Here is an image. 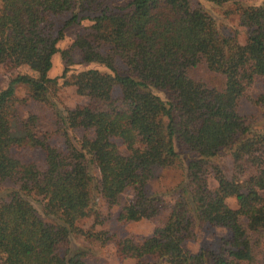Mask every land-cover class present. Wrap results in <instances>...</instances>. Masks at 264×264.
<instances>
[{"label": "trees", "instance_id": "obj_1", "mask_svg": "<svg viewBox=\"0 0 264 264\" xmlns=\"http://www.w3.org/2000/svg\"><path fill=\"white\" fill-rule=\"evenodd\" d=\"M0 2V64L6 70L39 66L37 78L15 74L0 90V180L16 185L0 202V264H83L82 250L69 256V238L91 210L93 192L111 207L131 186L132 198L120 207L117 220L151 218L164 208L160 196L145 192L152 168L179 159L185 179L165 222L149 236L114 239L116 255L133 257L135 264H250L258 243L264 264V132L252 130L237 112L256 78L264 84V2L240 6L244 43L220 35L213 18L192 0H131L118 7L117 16L98 0ZM87 10L99 14L79 16ZM62 15L67 17L58 24ZM85 18L92 23L73 47L82 62L109 71L86 70L99 85H78L77 93L89 102L62 113L47 97L55 80L48 71L65 29ZM201 58L224 75L223 90L188 77L187 69ZM23 85L30 99L54 109L65 129L79 111L75 127L85 133L73 141L65 134L64 151L50 145L34 115L17 113L15 92ZM116 85L131 92L114 99ZM143 94L150 95L154 108L141 106ZM257 102L264 105V91ZM13 148H40L44 169L15 157ZM221 153L231 160V178L210 161ZM246 167L248 175L240 180ZM210 172L214 189L208 187ZM35 196L41 198L43 217L30 201ZM229 197L235 208L226 203ZM197 223L229 231L219 253L183 248Z\"/></svg>", "mask_w": 264, "mask_h": 264}, {"label": "rangeland", "instance_id": "obj_2", "mask_svg": "<svg viewBox=\"0 0 264 264\" xmlns=\"http://www.w3.org/2000/svg\"><path fill=\"white\" fill-rule=\"evenodd\" d=\"M102 4H107L109 12L114 16L121 13L118 7H123L131 0H98ZM193 5L207 12L215 21L217 31L222 36H236L240 43L246 39V29L239 20L240 6L259 5L264 0H240L238 3L214 4L208 0H192ZM1 7V2H0ZM77 11V9H76ZM99 11H82L80 17L95 16ZM67 15H62L57 19L58 24L65 19ZM89 19H82L79 23L72 24L64 31V37L57 43L59 49L52 56V66L48 71V77L55 79L48 84L47 97L62 112L67 110H76L79 106L87 104L89 99L85 95L77 93V87L80 84H91L98 86L99 81L84 72L88 69H97L105 72L109 71L105 66L97 63L82 62L79 51L73 47L76 37L83 34L91 25ZM63 52H66L64 56ZM125 69V66H122ZM123 69V70H124ZM39 66H19L12 70H6L0 64V90L4 88L10 78L15 74H22L31 78H37ZM187 75L192 80L201 82L209 88L223 90L225 78L222 73L209 69L203 58L199 59L194 66L187 69ZM264 91V84L261 77H257L253 86L247 91L246 95L237 103V112L245 120L246 124L252 130L264 132V105L257 102ZM131 92L129 86L116 85L112 91L114 99H120L123 95ZM16 110L19 116L25 117L29 114L34 115L37 120V130L45 133L48 143L59 151L65 149V134L72 141L82 136L85 131L75 124L80 120V113L76 111L70 121V127L65 129L57 120L54 109L50 106L32 100L29 97V91L26 86H17ZM156 93V92H154ZM157 94V93H156ZM160 94V93H158ZM160 96L163 97L162 94ZM140 103L142 107L154 108L155 104L150 99V95H141ZM11 153L20 160L33 163L39 169H44V153L40 148H13ZM213 165L222 168L228 178L234 174L230 158L225 153H221L210 159ZM249 168L243 175H237L240 180H244L248 175ZM185 163L180 159L171 163L169 166L152 168V175L145 185L146 194H155L161 197L164 208L157 215L151 218H142L136 221L119 222L117 220L120 207L129 202L133 195V188L127 187L120 196V204L108 207L98 193L93 192L91 210L88 215L76 222L80 229L75 235L69 238V256L74 255L79 250L85 254L82 258L83 264H135L133 257L120 259L116 255L114 239H139L149 236L153 230L162 225L170 212V207L177 199L179 193V184L185 179ZM93 174L98 177L97 169H93ZM208 187L214 189L216 181L213 174H207ZM16 185L10 180H0V202L7 197V193L15 188ZM264 195V190L261 191ZM30 201L35 207L38 215L42 214V201L40 197H31ZM226 203L236 207L234 198L229 197ZM103 232V234H102ZM230 238L229 231L222 226L209 225L207 223H197L193 229L190 238L185 239L183 248L191 253L204 250L206 255L219 253L224 242ZM253 240L256 241L254 235ZM257 240L259 237L257 235ZM256 243V242H255ZM261 248L258 243L255 246V260L250 264L261 263ZM147 262H153L147 259Z\"/></svg>", "mask_w": 264, "mask_h": 264}]
</instances>
